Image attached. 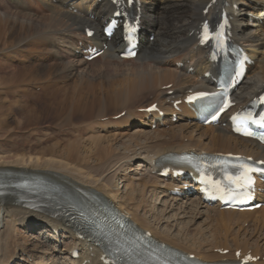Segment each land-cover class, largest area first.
Masks as SVG:
<instances>
[{"label": "bare ground", "instance_id": "1", "mask_svg": "<svg viewBox=\"0 0 264 264\" xmlns=\"http://www.w3.org/2000/svg\"><path fill=\"white\" fill-rule=\"evenodd\" d=\"M135 1L136 4L133 5L132 10L136 15H141L140 21L142 29L140 32V51L135 59L126 60L121 58L124 44L120 32H117L111 40L103 35L105 22L109 20L112 14L116 11L115 7L110 4L109 0H10L11 3H14L20 8V12L16 14L10 13L11 15L6 16L4 23L6 24L8 22L10 27H18L24 31L25 36L19 40V42L23 40L25 41L30 35H35L38 40L30 42V45L45 44L44 46L49 45L51 47V52H47V55L44 56L43 60H35L34 58L28 60L23 65L24 68L22 73L35 61L41 62V65L33 67L30 70L36 71L39 76L43 74L46 75L45 72H42L43 69L48 71L47 68L51 69L56 68L57 66L59 67V65L56 66L55 62H53L54 56H60L56 46V42H58L59 39H65L70 47H72L74 53L73 57H79L83 50H88L90 46H97L99 48L107 46L103 55L98 59L99 61H102L106 70L111 69L104 75L99 68L100 71H98V69V72L94 71L95 76L91 79L90 77L83 78L85 71L82 74L83 70H80L81 74L79 75V80H77L78 85L76 86L75 92L72 93V95L67 92L60 93L62 90L61 88L59 89V84L62 82L58 81H67L71 79L74 73L78 71V67L59 57L63 61V64L61 63L60 65V69L52 72V75L54 76L41 79L42 81L56 79V83L44 87H41L42 85H37L32 87V89H34L33 92L27 88H23V90L21 89L18 92L11 91L10 88L3 91L4 85L1 83L3 76H1L0 96L2 94H11L14 98L19 94L22 95V101L24 102L23 105L21 103V106L28 114L29 120H32L33 117L40 116L41 114H48L50 117H47H49V120L51 119L50 122H60V124H57L59 126L68 122L69 119L73 120L69 118L67 114L70 115L72 112H75V108H78L77 111L80 110L82 113L85 110H91L95 117H102L108 112V103L103 94L96 95L95 93H91L88 95L87 92L85 93L87 87L90 90V88H93V85H95L96 81L94 80L96 76L104 77L105 82L103 83L108 89H110V87H117L115 92L113 90V102L117 103L119 106H123V109H130L126 113H129L125 117L126 122H132L137 118L142 117L143 115L136 114L132 109L136 104L148 101L147 99L149 95L154 96V98H156L155 101L158 102L159 107L164 113V117L159 113H151L150 118L143 121V124L149 125L150 123L151 125V123L153 124L156 121L157 126L169 125L171 122L168 121L167 116L175 113L176 115H179V126H176V129L172 130L171 133L157 130L154 135L152 133H150L152 135H149L145 134L144 130H138L140 133L134 134L133 137L136 138L139 145L143 143L142 141L139 142V139H145V143L141 145L144 150L139 154L137 151H133L134 153L128 157V160L129 158H132L131 161L140 159V162L136 164V168H134L135 165L131 167L132 172L135 171V169L139 171L141 169L143 170V168H149L148 170L146 169L148 176L144 173L146 175L143 180L145 182L144 187L147 186V183L149 185L150 182L152 184L160 182L159 179L163 178H161L159 174L167 167L181 169L178 168L169 157L183 152L201 153L217 151L241 154L251 157L256 161H264V147L256 142L235 136L229 127L223 128L222 125L217 127L201 126L195 121V114L191 112L183 102L180 109H182V107H184V109L181 112H176L172 109L173 103H175L176 100L180 98L183 100L186 95L191 92L213 89V78L217 77L218 68L210 62L208 49L199 45L198 35L201 23L205 19L214 18L216 11L221 12V10H225L228 12L229 16L232 18V31L235 43L243 47L254 62L253 65L248 67L246 78L235 92L234 100L237 102L238 106H243L251 99L258 96L261 90H264V0H216L215 2H213V0ZM1 7L0 9H2ZM207 8L208 13L204 14L205 9ZM6 11L9 12L10 10ZM86 29L93 30L95 32L94 36L88 38L86 36ZM151 35L155 37L153 41H151ZM75 50H80V54H75ZM77 52L78 51H76V53ZM188 60L192 61V65L187 64ZM78 61L81 63L82 60ZM131 61L140 62L134 70L129 69L130 73H126L122 68H114L115 66H127L132 63ZM180 65H183V67L180 68ZM117 70L120 72L118 76L122 77L120 79H116ZM121 73L123 74L121 75ZM128 74H131L130 78H127ZM57 75L60 76L57 77ZM23 82H25L24 85H27V81ZM100 83L101 82H99V84ZM167 84H171L172 86L166 90L160 89ZM137 93L139 95H137ZM34 94L40 97L34 98ZM11 99L12 98H10V100ZM110 110L112 111V109ZM186 114L189 115L187 117L191 119L192 125H190L191 123L189 125L180 123V121L184 120ZM11 115H13V112H11ZM144 115L147 117L149 114L146 113ZM224 122L226 123V121H222V123ZM10 123L11 120L9 121L8 115L6 114L3 121L0 119V130L7 127ZM172 127H174L173 124ZM189 129H193L192 132ZM206 130L216 131L213 136L211 135L212 139L210 140L212 141L210 142H213L212 146L204 144L202 141L207 133ZM186 133L189 135H186ZM184 137H187L188 139L187 144H184V140V143L180 142ZM15 138L18 139L17 134L13 135L10 140H2L0 142V148L3 145L6 147L10 146V149L14 150L16 153L18 152L13 155H3L1 154L3 152L0 151V177H11L17 181L20 179H27L31 186H37V182L43 180L45 183L47 181L49 185H59L75 194L83 195L92 193L97 198L105 200L110 204L115 202H113L110 197V195H113V192L111 191L113 190L112 182L116 173L125 168V165L123 164L124 162H119L122 156L125 155L121 154L119 151L117 152V148H112V146L109 145L110 147L108 148V151H105L108 152V155L114 153V157L111 155L112 158L110 160H107L108 158L105 160V157H102L98 164L94 163L95 165L87 166V169L84 170L83 168H78V166H81L79 164L72 166L70 163H65L62 160L55 158L57 152V150H55L57 148L56 145L51 148L49 147L50 150L48 151H50L51 154L47 155V152L46 154H44V152L38 154L30 144L29 136L27 137L29 144L26 148L18 147L19 149H17L14 145H9V142L10 144H13V141L16 140ZM205 138H207V136ZM153 140H156L157 143ZM130 144L128 145L130 146ZM75 150L77 153L81 152L77 142L71 141L68 147L64 150H60V152L64 155H70L73 151L75 152ZM108 155H106V157ZM114 161L115 164L119 166L115 171L113 170L114 172L110 177L108 174L100 180V177L103 176L104 172L112 169L111 165H113ZM153 172H155L156 175H152ZM147 178L149 180H145ZM175 179L177 178H174L173 172L171 171L167 180H174L175 182ZM181 179L184 181V184L186 183V185H192L195 187L197 198L194 200L195 206H193L194 204H190V207L194 208L191 211L193 212L198 209L200 210L198 215L202 214L201 209L206 208L207 205L201 199L202 195L199 193L198 186L194 184L192 177H188V174ZM125 181H127V179ZM172 187H174V185H172ZM141 191V188L131 186L127 192L130 197L128 198L129 202H134L136 195ZM184 195L183 199L190 197L187 192H184ZM141 196L142 198L144 197L143 195ZM263 197L264 192L260 194L257 201H261ZM114 199H116V197H114ZM171 201H175L176 203L179 202L177 199ZM114 204L116 209L129 215L131 221L139 230L149 231L152 238L157 242L165 243L168 247L180 252L195 254V256L202 261L217 260L221 258V255L214 254L213 250H225L229 249V246L222 247L220 245L221 242L213 245V241L223 237L225 239L231 231L230 228L232 223H238V217H248L252 214V212L220 210L218 206L209 209L207 208L208 213H206L208 219L211 221L213 220V218L211 219V215H217V218H214L216 219L214 222L218 225L215 232L213 231L212 240L211 238L209 240L205 239L207 236L204 237L200 232L198 234L194 232L195 235H192V237L185 234L186 228L188 227L185 228V231L183 229V233L176 236H173L168 231L161 232L157 225H152L147 216L144 215L141 217L137 215V212L142 209L140 206L141 203L138 201L135 204V210L130 208L132 207L129 206L130 203H125L126 205L124 203H119V205H117L118 203L116 204L115 202ZM173 205L175 206V204ZM173 205L171 206L170 204L169 208H172ZM123 208L125 211H123ZM145 209H147V207ZM260 212L264 213V208L263 210L260 209ZM182 213L185 214V211ZM187 213H189V211H187ZM47 214L48 213L45 212L34 211L12 195L0 196V264H10L11 262H14L15 258L20 257L21 255L20 252L22 250L20 251V249L15 248L18 245L17 241L14 239L15 237H13L14 233H17V226L22 225L25 228H31L38 224L41 225V231L48 232L49 236L53 238V243L55 242L58 244L60 240L59 236L65 238L67 235V238L73 240V244L68 247L67 251L68 256L70 257V261H67L69 262L68 264H84L85 262L87 264H106V260L103 258L104 251L100 246L87 239L78 238L73 229L65 221ZM52 232L54 235H52ZM227 240L228 238L226 241ZM189 241L196 243L193 246H188V243L186 244V242ZM237 248L239 247H236V249ZM248 249L249 248L245 250ZM75 250L80 255L77 259L72 258V252ZM43 254L44 253H41V255ZM260 254L261 253L257 251L255 256ZM25 256L27 255L25 254ZM262 257H264V255H262ZM36 258L41 259L39 256H36ZM234 259L235 256L232 257V260ZM20 261L24 262L23 259ZM257 264L264 263L258 262Z\"/></svg>", "mask_w": 264, "mask_h": 264}, {"label": "rangeland", "instance_id": "2", "mask_svg": "<svg viewBox=\"0 0 264 264\" xmlns=\"http://www.w3.org/2000/svg\"><path fill=\"white\" fill-rule=\"evenodd\" d=\"M0 7L2 8V9H0V78H2L1 76H3V79H1V83L4 85L3 91L10 88L11 91L18 92L21 89L23 90V88H27L29 90H32V92H33L34 89H32V87H35L37 85H42L41 87H44V86H48V85H51L53 83H56L57 82L56 79L44 80V81H42L41 79L50 78V77L54 76V75H52V72L58 71L60 69V67H61L60 65L63 62L61 59L65 60L66 62H70L73 65H76V67H78V69H77L78 71L74 73V75L71 79H69L67 81H58V82H62L61 84L58 83L59 89L61 88V90H62V91H60V93L67 92L68 94L72 95V93L75 92L76 86L78 85L77 80H79V75L81 74L82 70H83L82 74L85 71L84 72L85 75L83 74V78H86V77L89 78L90 77V79H91L95 76L94 71H97V69H98V71H100V69H101V72L104 75H105V73H107L111 69L110 68V69L106 70L105 66H103L104 64H102V61H99V59L94 60L93 62H89V63L86 62L84 59V51L85 50H83L82 54L79 57H75V56L73 57L74 53L72 51V47H70V45L68 44V42L65 39H59L58 42H56V46L58 48L60 56H58V57L54 56V58H53L54 59L53 62H55L56 66L59 65V67L57 66L56 68H51V69L47 68L48 71L43 69L42 72L43 73L45 72L46 75L43 74V75L39 76L36 71L30 70L33 67L41 65V62L35 61V62L31 63L27 67V69L22 73V70L24 68L23 65L28 60H30L32 58H34L35 60H39V59L43 60L44 56L47 55V52H51V50H50L51 47L49 45L44 46L45 44L30 45V42H32L34 40L35 41L38 40L37 37H35V35H30V37H27V39L25 41L24 40L21 41L23 44L21 42H19V40H21L25 36L24 31L18 27L17 28L10 27L8 22L6 24L4 23V20L6 19V16L11 15L10 13H12V14L19 13L20 8L17 7V5H15L14 3H11L10 0H0ZM15 7H17V8H15ZM6 10H8V11L10 10V11L7 12ZM28 40H30V41H28ZM19 43H21V44H19ZM76 51H78L77 52V54H78L79 50H75V54H76ZM78 60H80V61L82 60L81 61L82 64ZM131 62L132 63H130L127 66H122V67L115 66L114 68H116V67H117L116 69L122 68L123 71H126V73H128L129 69L134 70L140 61L139 62L131 61ZM187 63L191 64V61L188 60ZM78 64H80V65H78ZM33 65H35V66H33ZM171 69H172V67H171ZM86 70H87V72H86ZM112 71H113V69H112ZM119 73H120L119 71L116 73L117 74L116 79L122 78V77L118 76ZM122 74L123 73H121V75ZM59 76L60 75H57V77H59ZM130 77H131V74H128L127 78H130ZM104 80H105L104 77H101V76L97 77L96 76V78L94 80V81H96L95 85H93V88H90V90L87 87L85 89L86 90L85 93L87 92L88 95L91 93H95L96 95L103 94L104 98L106 99V102L108 103V105H107L108 112L105 115L103 114L104 116H102V117H95L92 114L91 110H85L82 113L80 110L77 111L78 108H75L76 109L75 112H72V114H70V115L67 114V116L73 120L69 119L68 122H66L65 124H62L61 126L57 125V124H60V122H56V123H54L55 121L50 122L51 119L49 120L50 116L48 114H41L40 116H35L32 118L33 121L29 120L28 114L22 109V106H21V103L23 105V102H24V101H22L23 100L22 95L19 94V95H17V97L13 98V96L11 94H4V95L2 94L0 96V100H1L0 119L3 121L5 115L7 114L9 121L11 120V123L7 127H5L4 129L0 130V142L2 140L3 141L4 140H10V138H12L13 135L17 134L18 139L15 138L16 140L13 141V144H10V142H9V145H14L15 148H17V149H19L18 147H25L26 148V146L29 144V141L27 139V137L29 136L30 144L34 147V150L36 152H38V154H40L42 152H44V154H46V152H47V155H49L51 153L48 150H50V148L52 146L56 145L58 149L57 148L55 149V150H57L55 158L62 160L65 163H70L72 166L79 164L81 166H78V168H83L84 170L87 169L86 168L87 166H93L95 164H98L99 160L102 157H105L104 158L105 160L107 158H108L107 160H110L112 157H114V153L108 155V152H106L105 150L108 151V148L110 146H112V148H115V149L117 148L118 149L117 152L119 151V152H121V154L125 155V156H122V158L119 161L120 163L124 162L123 164L125 165V168L123 170L118 171L115 175V178L113 179V182H112L113 183V190H111L113 192V195H110L111 200L113 202L115 201L116 204L118 203L117 205H119V203H121V204L122 203H124V204L130 203L129 206H132L130 208L135 210L136 209L135 204L138 201L139 203H141L140 206L142 207V209H140L137 212V215H139L141 217H143L144 215L147 216V218H149V221L152 223V225L153 226L157 225L161 232L168 231L173 236H176V235H179L180 233H183V229L185 231V228L188 227V228H186L185 234H188L190 237H192V235H195L194 232H196V234H198L200 232V233H202V235H204V237L207 236L205 239L210 240V238H211V240H212L213 233L215 232V229H217V227H218L217 223L214 222L216 220L214 218H217V215L215 216L212 214L211 219L213 218V220L210 221L207 217L208 209H206V208L201 209L202 214H200V215H198V213H200V210H198V209L192 212L191 210L194 208L190 207V204H194V200H196V198L194 196L190 197V199L189 198L180 199L181 200V202H180V200L178 199L180 197H176V196L171 195V193H170L171 191L168 190L169 187H167V184L162 183V182L171 181L172 184L170 186L174 185V187L175 186L179 187L178 184L185 186L186 183L184 184V181L181 178L178 177L179 178V179L177 178L178 180L175 179L177 182L176 181L174 182V180L172 181V180H167V179L166 180L159 179L160 182L153 183V184L150 182L149 183L150 186L147 183V186L144 187L145 182L143 180L146 176L145 174H147V176H148L146 169L148 170L149 168H143V170L141 169L139 171H137L136 169L133 172L131 171V167L133 165H135L134 168H136V164L138 162H140L139 161L140 159L131 161L132 158H129V160H128V157L132 153H134L135 151H137L138 154L142 153L144 148H142L143 146H141V145L143 143H145V139L142 138V139H139V142L142 141L143 143H141V145H139L136 141V138L133 137L134 134L140 133V132H138V130L139 131L144 130V133L149 134V135H152V134L154 135L157 132V130H163L164 132L171 133L172 130L176 129V126H179V123H178L179 120L173 121V119H171V117H170L171 115H168L169 122H171V124L169 123V125L167 124V125H163L161 127H154V125H152V124L150 126L144 125L143 120L145 119V117L143 115V110H144L143 107L146 108V106H149V104H151L155 100L154 98L151 97V95H149L148 99H147L148 101H145L141 104H136L134 106V108L132 109L136 114L143 115L142 116L143 118L140 117V118H137L136 120H134L132 122H130V121L126 122L125 121V117H126L125 114L130 109H127V108L123 109V106H119L117 103L113 102V97H114L113 96L114 95L113 90L115 92V89L117 87H113V88L110 87V89H108V87H106L103 83V82H105ZM23 81H27V85H24L25 82H23ZM46 81H48V82H46ZM22 82H23V84H22ZM99 82H101V83L99 84ZM11 84H13L14 86ZM169 86H170V84H167L164 87L162 86V88H160V89L165 90L166 87L169 88ZM101 87H103V88H101ZM82 95H83V93H82ZM137 95H139V94L137 93ZM33 97L35 98V97H40V96H36L34 94ZM10 98H12V99L10 100ZM179 100H182V99L180 98V99L176 100V102ZM112 102H113V104H112ZM139 107H142V108H139ZM110 109H112V111ZM11 112H13V115H11ZM59 114H62V113H59ZM128 114H126V115H128ZM47 116H49V117H47ZM187 116H189V115L186 114L184 117V120L180 121L181 124L183 123V124L189 125L191 123V119ZM127 120H129V119H127ZM172 124L174 125V127H172ZM190 125H192V123ZM189 130L192 132L193 129H189ZM208 131L209 130H206L207 133L204 136V139L202 141L204 144H208V145L212 146L213 142H210V141H212L210 139H212V136L216 131L215 130L209 131L210 133ZM150 133H152V134H150ZM186 135H189V134L186 133ZM206 136H207V138H205ZM99 138H102V139H99ZM205 139H207V140H205ZM183 140L185 143L183 142ZM71 141L77 142L81 152L77 153V151L75 150V152L73 151L70 155L62 154L60 152V150L66 149ZM153 141L156 142V140H153ZM159 142H161V141H159ZM180 142L187 144L188 143L187 137H184L183 139H181ZM128 144H130V146ZM4 147H5V149H4ZM103 148H105V149H103ZM0 151L3 152V153H1L3 155L4 154L5 155H13V154L18 153V152L16 153L14 150L10 149V146L6 147L4 145L1 146ZM4 152H6V153H4ZM138 154H136V155H138ZM106 155H108V156L106 157ZM111 155H112V157H111ZM113 166H114V168H113ZM118 166L119 165H116L115 161H114L113 165H111L112 169L104 172L103 176L100 177V180L103 179L108 174L110 177ZM126 179H127V181H125ZM145 180H149V179L147 178ZM131 186L142 189V191H141L142 193L140 192L137 194L138 196L136 195V198L134 201L135 203L129 202V199H128L130 197H129L127 192L129 191V188ZM179 190L183 191V188H181ZM141 195L144 196L143 197L144 199L142 198ZM114 197H116V199H114ZM172 197H176V199L179 202L176 203L175 201H171V200H175V198H172ZM186 200H188V201H186ZM150 204H151V206H150ZM170 204H171V206L173 204H175V206L173 205L172 208L171 207L169 208ZM193 206H195V204ZM117 207H119V206H117ZM146 207H147V209H145ZM261 210H263V208H261ZM123 211H125V209ZM148 211H150V212H148ZM184 211H185L186 216H185V214L182 213ZM187 211H189V213H187ZM192 216L194 218L196 217L197 219L196 218L194 219ZM206 221H208V222H206ZM237 221H238V223L237 222L235 224L232 223L233 226L231 225L230 230L231 231L233 230V231L231 232L229 230L230 233L227 235V237L225 239L223 237V238H218V239L214 240L213 245L221 242L220 245L222 247H224V246L228 247L229 246V248H232V249H236V247H239L237 249H242V250L249 248L247 251H251L253 253H257V251H258L259 253H261L259 257H261V255H264L263 254V251H264V225H263L264 224V213L260 212V209H259V211L256 210L255 212H253L248 217H244V216L238 217ZM209 224H210V226H209ZM185 225H187V226H185ZM29 226H31V225H29ZM207 227H209V228H207ZM40 228H41L40 224H38L37 226H33L31 228H25L22 225L17 226V228H16V230L18 229L17 233H14V235H13V237H15L14 239H15V241H17V245H18L15 248H18V249H20V251L21 250L22 251L20 252V254H21L20 257L15 262H13V264H17L16 262H18L22 259L24 260L25 264H30L31 261L33 262V264H50V263L51 264H68L69 262H67V261H70V257L67 255V249L70 245L73 244V240L67 238V235H66L65 238L60 239L58 244H56L54 242L55 243V245H54L53 238H51V236H49V233L46 231H41ZM209 231H211V232H209ZM42 232H44V233H42ZM227 238L229 241L228 240L226 241ZM232 238H233V240H232ZM230 240H232V241H230ZM225 241H226V243H225ZM234 241H235V243H234ZM187 243H188V246H190V245L193 246L196 242L189 241V242H186V244ZM219 250L222 251L221 249H219ZM37 251H41L44 254L43 255H41V253L36 254ZM213 251H214L213 252L214 254L217 253L216 250H213ZM23 253H24V255L25 254L26 255L29 254V255L24 256ZM36 256H39L41 259H37L38 257L36 258ZM225 256H226V258H229V259H230V257H232L231 254H227ZM67 257L69 258V260ZM262 259L264 262V257ZM51 260H52V262H51ZM45 262H47V263H45ZM18 264H21V263H18Z\"/></svg>", "mask_w": 264, "mask_h": 264}, {"label": "snow or ice", "instance_id": "3", "mask_svg": "<svg viewBox=\"0 0 264 264\" xmlns=\"http://www.w3.org/2000/svg\"><path fill=\"white\" fill-rule=\"evenodd\" d=\"M89 35H91V33H89ZM210 38L219 40L222 42L223 30L221 29V32L218 36H210V31L208 27L205 25L202 39L204 41H208ZM204 95L206 94H201L200 98H203ZM262 102H264V98H262ZM260 123L261 125H264V117L260 118ZM246 134L249 136L252 135L250 131L247 132ZM236 159L239 160L240 158H236ZM231 167L237 169L236 175L232 176L226 172V176H227L226 185H224L223 187H220V186H216V187L220 191H224L225 189H227V192L229 195L233 194L234 189H243L244 191L241 193H238V195H243L245 197L249 196L250 191L252 190V184H253V180L250 174L256 170L252 168L251 166H249L248 164L244 163L243 161H241L240 163L232 164Z\"/></svg>", "mask_w": 264, "mask_h": 264}]
</instances>
